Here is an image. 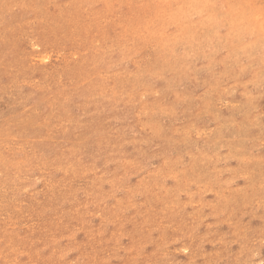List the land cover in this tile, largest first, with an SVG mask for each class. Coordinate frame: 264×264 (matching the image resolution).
<instances>
[{
    "label": "rangeland",
    "instance_id": "obj_1",
    "mask_svg": "<svg viewBox=\"0 0 264 264\" xmlns=\"http://www.w3.org/2000/svg\"><path fill=\"white\" fill-rule=\"evenodd\" d=\"M0 264H264V0H0Z\"/></svg>",
    "mask_w": 264,
    "mask_h": 264
}]
</instances>
